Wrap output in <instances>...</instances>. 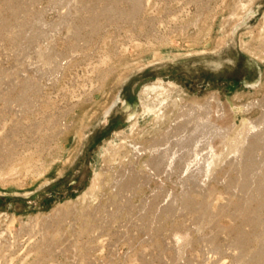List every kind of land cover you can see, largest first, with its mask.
<instances>
[{
	"label": "rangeland",
	"instance_id": "374dc122",
	"mask_svg": "<svg viewBox=\"0 0 264 264\" xmlns=\"http://www.w3.org/2000/svg\"><path fill=\"white\" fill-rule=\"evenodd\" d=\"M0 264H264V0H0Z\"/></svg>",
	"mask_w": 264,
	"mask_h": 264
},
{
	"label": "bare ground",
	"instance_id": "6f19581e",
	"mask_svg": "<svg viewBox=\"0 0 264 264\" xmlns=\"http://www.w3.org/2000/svg\"><path fill=\"white\" fill-rule=\"evenodd\" d=\"M249 17H250V14L247 15V16H245V20H244L245 23H246V21H249V20H248V19H250ZM153 89H154V88H153ZM64 123H66V122H64ZM65 125H66V124H65ZM66 126H67V125H66ZM69 129H70V128H69ZM66 130H67V133L65 132V133H64V136H67V135L70 133V132H68V129H66ZM69 131H70V130H69ZM68 151H69V150H68ZM68 153L71 154L70 151H69ZM68 153H67V154H68ZM72 154H73V153H72ZM64 155H65V154H64ZM60 166H61V164H55V165L52 166L51 169H53V170L56 169V170H57L58 168H60ZM61 172H62V171H61Z\"/></svg>",
	"mask_w": 264,
	"mask_h": 264
}]
</instances>
